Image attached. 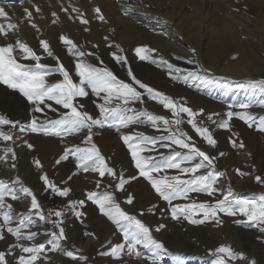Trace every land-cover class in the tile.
<instances>
[{
  "label": "snow or ice",
  "instance_id": "obj_1",
  "mask_svg": "<svg viewBox=\"0 0 264 264\" xmlns=\"http://www.w3.org/2000/svg\"><path fill=\"white\" fill-rule=\"evenodd\" d=\"M28 4L31 5L30 8H23L24 19L39 33L40 28L34 21V12L40 14L42 9L34 0H28ZM61 11L67 14L70 21L81 25L84 32L91 31L92 19L88 18L85 11L74 5L67 7L62 5ZM131 11L133 9L129 7L124 14L128 15ZM92 12L94 20L108 23L99 5L93 7ZM52 16L55 18L52 23H57L59 20L57 12H52ZM0 19L6 22L0 23L2 41L0 85L19 93L31 106L30 118L26 122L11 119L0 113V142L4 143V147L0 149L2 151L0 162L11 160V167L16 168L17 153L13 145L21 139L17 133H34L61 139L64 146L55 160L56 165L71 159L77 170L92 172L98 177L94 189L85 190L82 199H68L65 208L47 210L42 206L36 192L26 186L19 177L11 183L0 178V242L6 243V247L0 250V264H43L42 258L46 257L47 252H61L72 264L86 262L88 257L81 253V249L68 243L65 222L67 213L71 212L80 224H85L87 219L85 209L89 202L115 226L122 234L123 241L127 242L109 241L107 246L102 245L104 250L99 253L101 257L119 261L127 254L142 259L144 264H161L165 256L173 255L164 241L158 239L156 235L166 229L167 225L160 223L153 228L142 219L146 215L144 209L138 213L129 212L121 205L115 194L126 192V185L141 178L167 205L166 209H159L157 204H153L147 209L148 214L154 215L159 210L161 215H169L174 221H186L191 225L214 223L218 227L223 225V216L241 217L235 219L233 223L257 228L261 234L257 239L264 243V194L255 199H239L229 188L222 198L216 197V193L221 191L216 187L218 180L225 175L224 172L217 171L218 158L202 149L193 136L183 128L186 123L204 144L215 149L218 145L212 128V125H215L216 128L231 133L229 143L233 148L243 150L246 144L239 138V134L232 130L230 124L233 117L242 120L249 128L255 127L256 131L264 133V116L257 118L247 111L253 107L251 102L229 105V110L223 115L208 113L204 108L193 109L185 98L173 97L142 81L130 66L127 67L128 79L119 78L104 63L97 51L85 50L83 45L77 44L66 34H60L59 41L66 54L73 58V67H67L54 53L50 42L45 39H39V47L46 57L55 61V64L42 63L44 57L20 39L18 24L11 21L9 12L2 6ZM103 39L109 42L107 46L115 62L127 66L129 61L124 54V48L120 44L110 42L109 36ZM91 47L99 49L100 45L92 44ZM157 52L156 48L147 44L138 45L134 49L135 56L140 61L166 68L167 75L172 80L192 78L202 85L213 87H219L221 81L227 80L226 77L213 74L211 69L200 66L197 60L183 56L174 57L177 60H186L188 64L197 65L194 70H188L163 56L154 55ZM190 55H196L195 48L190 49ZM88 57L98 63L89 62ZM22 61L34 63L27 64ZM73 73L78 79H74ZM57 75L62 79L50 82L49 78ZM248 83L252 88L264 93V79L251 80ZM90 94L99 98V102H94L98 110L96 114L90 113L79 99ZM145 95L168 110L171 119L165 114H156L147 108L134 107L145 103ZM260 106L264 107V100ZM236 108L245 111L233 110ZM48 111L59 112V118H50L47 115ZM138 124H148L161 134L148 135L142 131H124ZM105 128L115 129L119 134L120 140L130 154L134 174L125 175L124 171H118L110 165V157H106L95 143L96 130ZM76 135L80 136V143L69 144L67 138ZM22 143L29 150H35V145L27 139H23ZM159 149H168L169 152L159 153L160 159H156L152 153L159 152ZM223 155V152L219 153V156ZM248 155L251 156V153ZM32 163L40 172L39 180L42 181L45 191L50 190L63 198L70 196L73 190L67 185L75 172L58 185L49 177L38 157H33ZM170 170H174L176 174L169 175ZM235 171L241 178L251 175L240 168ZM107 178L111 180L106 189L101 191ZM254 179L258 184H264V174H257ZM195 193H204L214 199L199 201L192 196ZM22 198H29L30 204L26 212L18 213L14 208V202H19ZM134 200V195L128 193L124 204L131 206ZM174 201L182 202L173 203ZM40 223L51 225V230L45 233L47 243L34 242L38 231L32 228ZM8 235L14 238L12 242L7 241ZM85 235L91 239H98L93 232H86ZM145 251L147 255L144 254ZM212 255L215 257L213 264H258L255 258H249L244 252L235 251L229 245L216 247ZM174 259L175 264H185L182 256L177 255Z\"/></svg>",
  "mask_w": 264,
  "mask_h": 264
},
{
  "label": "rangeland",
  "instance_id": "obj_2",
  "mask_svg": "<svg viewBox=\"0 0 264 264\" xmlns=\"http://www.w3.org/2000/svg\"><path fill=\"white\" fill-rule=\"evenodd\" d=\"M194 1L195 4L190 5L188 0H34V3L37 2L36 4L42 9L40 14H36L33 10L35 23L38 26H41L42 22H46V24L49 25L46 26L45 24H42L43 33L35 38H32L31 36L29 38V33L35 29L30 26L26 19L23 21L20 19V22L17 20L18 16L24 18L23 8L31 7V5L28 4V0H23L22 3L21 0H0V6L4 7L5 10L9 12L11 21L18 24V35L20 39L27 42L29 45L31 44L30 46L36 50L38 54L44 57L42 63L52 65L55 64V61L46 57V54H44L43 50L38 46L39 39H47L51 46L53 44L52 49L54 53L60 57L61 61L67 67H73V58L66 54L62 43L59 41V35L66 34L72 38L70 31L74 30L75 33H83L86 39H72L77 44L83 45L87 51H97L101 55L104 63L112 69L119 78L128 79L127 67L130 66L134 70V74H136L137 77L143 81L142 67L146 64L148 65L149 62L140 61L138 57L134 55V51L132 49V52H128L126 43L120 42V38H131L130 34L137 29L143 32L146 36L153 35L158 39V42H156L157 44H154L153 46L148 44L158 50V52L154 55L163 56L175 63L177 66L188 70H194L197 65L188 64L186 60H177L174 57L183 56L191 58L197 60L199 65L204 67L200 62L199 56L200 54H204L205 48L209 47L210 39L207 36V33L213 29V6L211 3L212 0ZM243 3L237 7L240 9L239 11H234L235 17L237 16L236 18L234 17V25L238 26L241 31L245 33L243 40L247 41V47L251 50L249 53L253 58L252 67L254 69L252 76L236 80V82H231V80L221 81V86L219 87L205 86L192 78H188L187 80H183L184 82L182 86L186 89L194 91L196 94L209 98V100L212 101V104L210 105L211 107H207L210 110L209 113L215 112L223 115L229 110V105L251 102L253 107L247 111H250L257 118H259L264 114V107L260 106L261 101L264 100V93H262L259 89L252 88L248 82L251 80L264 79V0H260L259 3H255L254 5ZM20 4L22 9L20 11H15ZM62 5H66L65 7L74 5L86 13L89 12V19H92V23L90 25L91 31L88 33L84 32L81 25L73 23L68 19V17H66L63 18L62 21L58 20L56 25L57 27L60 25L70 27L65 28V33L58 32V34L54 37H51L53 36L51 33V27L54 25L52 21L55 19L52 16V11ZM97 5L101 7L104 15L106 16L108 21L107 24L93 19L92 9ZM146 5H150V7H146ZM245 6L247 7L245 8ZM129 7H131L133 11H131L128 15H125V10ZM60 13L65 14L63 11ZM141 15H143V18L145 19H142ZM2 22L6 23L0 19V23ZM81 27L82 32H80ZM113 29L114 31H112ZM185 29L190 30L189 33H194V35H190L189 33L187 34ZM105 36L110 37V42L120 44L124 48V54L127 56L129 61L127 66H121L112 58L111 50L107 46L109 42H106L103 39ZM55 39L56 41L58 40L57 44H55ZM131 40L137 46L142 44L140 39ZM92 44H99V49H93L91 47ZM192 48L196 49L195 56L190 55V49ZM88 61L91 63H98L97 61L92 60L91 57H88ZM22 62L27 64L34 63L33 61ZM150 65L154 69H161L167 73L165 68L149 63V66ZM238 72L240 71L238 70ZM73 76L74 79H76L74 73ZM52 78H55V80L62 79V77H59L58 75ZM55 80H50V82H55ZM0 87L1 89H7L6 86L3 85H0ZM8 90L14 92L11 89ZM158 90H162L173 96L172 93L165 89ZM16 94L18 95L17 98H12L11 96L0 97V113L9 116L11 119L26 122L30 118L31 106L27 104L19 93ZM94 97V95L90 94L88 97L79 99L90 113L96 114L98 110L95 108L94 102L99 101L95 99L96 97ZM152 101L145 95V103L141 105H134V107L139 109L147 108L156 114H165L171 119V113L168 112V110L163 109L162 106L155 103V101ZM9 109L13 110L9 111ZM233 110L245 111L238 108ZM21 111L26 114V119L24 121L22 118L18 117ZM258 112H262L263 114ZM47 115L52 119L59 118V112L48 111ZM230 124L232 130L238 133L239 138L246 144L245 149L240 150L233 148L229 143L231 133L227 130L218 129L215 125H212L214 136L218 140V145L215 149H212L204 144L186 123L183 125V128L185 131L189 132V135L193 136V139L197 141L202 149L216 155L218 158L217 171L224 172L225 175L220 177L218 180L216 187L221 189V191L216 193V197L222 198L223 195L227 194L228 189L231 188L236 198H258L260 194H264V184H258L254 177L257 174H264V152L260 150L261 147H264V136H262L260 132L256 131L255 127L249 128L237 117H233ZM132 130L142 131L148 135L161 134L156 132V130L148 124H138L124 131ZM96 132L97 134L94 136V141L100 147L102 153L106 157H110V165L114 166L118 171H124L125 175L134 174L135 169L131 161L130 154L128 153L126 146L120 140L119 134L116 130L105 128L96 130ZM17 135H19L21 139H18L16 144L13 145L17 153V160L15 161L16 168L13 169L11 167V160L7 162H0V178L6 179L11 183L19 177L26 186L31 187L36 192L38 199L46 210L65 208L66 201L68 199H82L85 190L94 189L95 180L98 179L95 173L77 170L74 166V161L71 159L67 162H62L60 165L55 164V160L61 154L64 146L59 137H45L27 132L23 134L17 133ZM249 137L257 139V141H259V147L257 146L251 148L248 142ZM23 139H27L29 142L34 144L35 150H29L26 145L22 143ZM67 142L69 144H78L80 143V136H70L67 138ZM3 147L4 143L0 142V149ZM168 152V149H159V152H153L152 155L154 158L160 159L159 153L168 154ZM220 152L224 153L222 157L219 156ZM248 153H251V156H249ZM0 154H2V151H0ZM33 157H38L42 161L44 170L58 185L62 181L66 180L69 175L74 172L76 173L73 178L68 181L67 186H70L73 190L68 198L57 196L50 190L45 191L42 181L39 180L40 172L32 163ZM253 165L255 166V171H253ZM237 168H240L245 172H250L251 175L243 178L238 177L235 171ZM174 174H176L174 170L169 171V175ZM110 180L111 178H107L104 181V187H102L101 191L106 189ZM125 187L126 192L115 193L117 199L121 202L123 207L131 213H138L141 209H144L146 215L142 217V219L153 228L160 223L167 225L166 229H163L156 235L158 239L164 241L173 255L165 256L161 261V264H175L174 257L177 255L184 258L185 264H213L215 257L212 255V252L220 245H229L235 251H242L249 258H255L258 264H264V243H261L257 239V237L261 234L255 227L236 225L233 223L235 219L241 217L223 216V225L219 227L215 226L214 223L191 225L186 221H174L169 215H161L159 210L154 215L147 213V209L153 204H157L159 209H166L167 205L166 202L158 198L151 186L142 178L131 182ZM107 190L113 191V189ZM128 193L133 194L135 197L134 204L131 206L124 204L125 197ZM192 196L199 201L214 199L209 198L204 193H195L192 194ZM177 202L182 201H174L173 203ZM29 204V198H22L21 201L14 202V208L18 213H23L27 211ZM85 211L87 212L85 224H80L72 216L71 212L67 213V219L65 222L69 242L75 244L78 248L85 246L88 241L93 244L103 241V237H106L104 229L106 225H110L113 231H116L115 226L112 225L106 217L101 215L98 209L90 202L86 206ZM240 229L250 231L248 232V237L252 238L249 239L253 241L252 243L241 237ZM32 230L38 231V235L36 236L34 242L47 243L48 238L45 233L46 231L51 230L50 224L40 223L38 226H33ZM86 232L95 233L98 239L89 238L85 235ZM115 233L120 237V239H122V234L118 231ZM183 234L189 236L188 239H190V243L186 244L183 242L181 239ZM13 240L14 238L12 236H7L8 242H12ZM5 247L6 243L0 242V250ZM139 248L140 246H138V249ZM186 248H195L194 250L196 251L197 249V253L188 254L184 252ZM144 254L147 255V252L145 251ZM63 257L64 256L61 252H47L46 257L42 258L43 264H63ZM94 257V255H89L88 260L86 262L81 261L80 264H95V260L100 264H144L142 259H138L134 255L130 256L127 254L123 255L119 261H114L111 258H109L111 259L110 261H104L103 259L98 258V256L92 260Z\"/></svg>",
  "mask_w": 264,
  "mask_h": 264
},
{
  "label": "bare ground",
  "instance_id": "obj_3",
  "mask_svg": "<svg viewBox=\"0 0 264 264\" xmlns=\"http://www.w3.org/2000/svg\"><path fill=\"white\" fill-rule=\"evenodd\" d=\"M188 2L190 5L195 4L194 0H188ZM259 2H260V0H251V1L250 0H212L211 1L212 6H213V13H212V15H213V19H212L213 29H212V31L207 33V36L210 39L209 47L204 49V54H200L199 59H200V62L202 63V65L205 68L211 69L212 73L215 74L216 76L226 77L227 80H231V82H234V81L236 82V80H239V79H242V78H245L248 76H252L254 69L252 67L253 66V64H252L253 58L250 56V53H249V51H251V50L247 47V45H248L247 41L243 40V38L245 37L244 36L245 33L242 32L238 26L234 25L235 24V19H234L235 13H234V11L237 7H239V5L241 3L254 5L255 3L257 4ZM36 3L37 2H35V4ZM7 7H10V6H7ZM21 7L22 6L20 4V6H18L15 11H20L22 9ZM54 11L57 12V14L59 16V21H62L63 18L68 17L67 14H61L60 13V12H62L61 7L55 8ZM54 11H52V12H54ZM87 13H88V18H89V12H87ZM141 17H142V19H145V18H143V15H141ZM20 19H22V21L24 20L23 17L18 16L17 20L19 22H20ZM42 24L49 26L46 24V22H42ZM42 24H41V26H38L40 28V32L37 33L35 30L32 31L31 33H29L30 34L29 38H30V36L32 38L33 37L35 38L36 36L43 33ZM66 27H70V26L60 25L57 27V25L55 23L51 27V33L53 35L51 37H54L56 34H58V32H64ZM185 31L188 34L190 30L185 29ZM80 32H82V27L80 28ZM70 33L72 35V38H74V39H81V40L86 39L85 35L83 33H75L74 30H71ZM189 34L194 35V33H189ZM130 37L131 38H129V39L120 38L121 43H126V46L128 47V52H132L131 49L134 51L135 47L137 46L131 39H140L142 44H147V45L149 44L152 46L154 44H157L156 42H158V39L156 37H154L153 35L146 36L143 32H141L138 29L133 31L130 34ZM57 41L55 39V44H57ZM52 46H53V44H52ZM64 55H65V53H64ZM134 55H135V53H134ZM233 56H236L237 58L232 59ZM66 59H67V57H66ZM150 66L148 63V65L146 64V65H144V67H142V77L144 78L143 79L144 82L148 83L151 86H154L157 89H165V90L169 91L170 93H172L173 96L176 98H180V97L185 98L187 100V103L189 104V106H191L195 109L204 108L208 113L210 112L209 108H207V107L212 104V101L209 100V98H207L206 96L203 97L199 94H196L194 91L186 89L185 87H183L182 86V84L184 82L183 78L178 79V80H172L169 78L167 73H165L163 70L154 69L152 66L151 67ZM165 70L167 71L166 68H165ZM238 70L240 72H238ZM243 72H245V73H243ZM53 79L55 80V78L51 77L49 80H53ZM76 79H78V78H76ZM7 96L8 97L11 96L12 98H14V97L17 98L18 95L15 92L9 91L8 89H1V87H0V97L2 98V97H7ZM95 99H97L99 101V99L97 97ZM10 110H13V109H9V111ZM258 113L263 114L262 112H258ZM262 116H264V114ZM18 117L22 118L24 121L26 119L25 112L21 111L19 113ZM261 134H262V136H264V133H261ZM248 142H249L251 148L257 147V146L259 147V141H257V139H255L254 137H249ZM260 150L262 152H264V147L263 148L261 147ZM104 229H105L106 237H103V239H104L103 241H100L98 243L95 241L96 244L89 243V241H88V243L85 244V246L79 248V249H81V253L83 255H85L87 257H89V255H94L95 257L98 256V258H101L104 261H110L111 260L108 257L99 256V253L104 250V248H102L101 246L102 245L107 246L108 245L107 242H109V241L121 242L122 239H120V237L117 236V234L115 233L117 230L115 229L116 231L114 232L110 225H106ZM248 232H250V231L246 230V229H240L241 237L245 238L246 240H248L249 242L252 243L253 241L249 240L252 238L248 237L249 236ZM188 237L189 236H186L183 234L181 239L183 240L184 243L188 244V243H190L189 242L190 239H188ZM68 243L71 245H75V244L70 243V242H68ZM122 243H127V242L122 241ZM75 247L78 248L77 246H75ZM194 249L186 248V250L184 252H186L188 254L189 253H197V249H196V251ZM95 257L92 260H94ZM62 260H63V264H72V262H70L68 260V258H66V257H63ZM80 262H79V264H80ZM94 262H95V264H100V263L96 262V260Z\"/></svg>",
  "mask_w": 264,
  "mask_h": 264
}]
</instances>
